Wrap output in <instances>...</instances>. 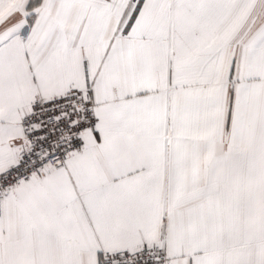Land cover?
Listing matches in <instances>:
<instances>
[{
    "label": "snow or ice",
    "instance_id": "snow-or-ice-1",
    "mask_svg": "<svg viewBox=\"0 0 264 264\" xmlns=\"http://www.w3.org/2000/svg\"><path fill=\"white\" fill-rule=\"evenodd\" d=\"M0 264H264V0H0Z\"/></svg>",
    "mask_w": 264,
    "mask_h": 264
}]
</instances>
